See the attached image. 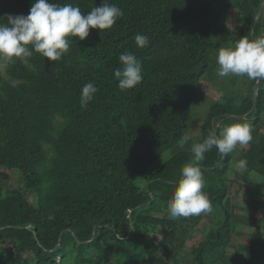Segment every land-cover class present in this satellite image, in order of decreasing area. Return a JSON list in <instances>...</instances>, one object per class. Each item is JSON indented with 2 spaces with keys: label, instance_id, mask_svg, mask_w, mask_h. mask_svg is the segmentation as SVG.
Masks as SVG:
<instances>
[{
  "label": "trees",
  "instance_id": "16d2710c",
  "mask_svg": "<svg viewBox=\"0 0 264 264\" xmlns=\"http://www.w3.org/2000/svg\"><path fill=\"white\" fill-rule=\"evenodd\" d=\"M50 2L87 14L102 0ZM109 2L123 10L122 18L110 29H90L82 41L70 37L60 60L33 52L0 69V167L19 169L15 183L0 172V264H130L160 259L163 251L171 264H264V213L253 217L230 206L233 183L264 198V79L251 80L248 95L230 101L219 95L210 103L194 142L248 122L253 139L240 158L246 168L233 169L232 154L213 147L200 166L214 210L176 219L167 212L194 156L188 134L197 86L211 68V30L235 4L238 14L257 16L253 36L264 37V0ZM32 3L0 0V23L9 14H28ZM136 34L147 35L149 46L138 47ZM125 50L142 62L143 80L122 91L114 70ZM88 82L98 91L82 107ZM180 219L188 225L181 234ZM199 219L209 226L184 263L178 256ZM242 226L252 229L246 246L229 251Z\"/></svg>",
  "mask_w": 264,
  "mask_h": 264
},
{
  "label": "clouds",
  "instance_id": "9594fccd",
  "mask_svg": "<svg viewBox=\"0 0 264 264\" xmlns=\"http://www.w3.org/2000/svg\"><path fill=\"white\" fill-rule=\"evenodd\" d=\"M123 10L109 0L95 6L87 14L78 5L57 4L50 0H33L28 14L7 15V23H0V69H6L13 59L27 60L33 52L48 61L60 60L70 48V37L84 40L90 29L107 30L122 18ZM135 43L140 48L149 46L150 38L136 34ZM31 46V47H30ZM121 68L114 70L120 90L133 89L143 80L142 62L125 50L119 55ZM220 78L247 77L264 79V37H242L234 46L221 47L216 55ZM98 91L94 82L83 85L80 104L87 107ZM253 139L248 122H237L223 128L217 134L209 132L202 142L194 143L193 158L181 170V177L168 202L167 212L172 219L189 218L208 214L212 203L204 191L205 178L200 162L215 147L221 156L232 153L237 146L249 144ZM187 137L181 141L183 144ZM246 160H239L236 169L246 168Z\"/></svg>",
  "mask_w": 264,
  "mask_h": 264
},
{
  "label": "rangeland",
  "instance_id": "374dc122",
  "mask_svg": "<svg viewBox=\"0 0 264 264\" xmlns=\"http://www.w3.org/2000/svg\"><path fill=\"white\" fill-rule=\"evenodd\" d=\"M235 3V2H234ZM235 4H232L230 11L227 15L221 17L217 22L215 28L211 30V37L213 39V48L210 55V70L202 77L200 83L198 84V97L199 99L194 103L193 114L194 122L191 127V131L188 134V141L192 145L197 138L198 133L200 132V123L207 115L209 111V104L215 103L217 97L219 95L224 96L228 101L231 100L233 96L238 94L248 95L250 93L251 80L245 77H225L220 78L216 74V69L218 65L216 63V55L218 50L221 47H229L234 46V39L238 34L251 30L250 36L248 38H254V29H259L256 26L255 21L257 20V16L245 14L244 12L239 10ZM253 19V20H252ZM252 20V21H251ZM258 36V35H257ZM256 37V35H255ZM262 129L261 133H264V118L262 120ZM250 151L249 144L244 146H237V148L231 153L232 159L230 164L233 169H236L235 165L240 160L244 152ZM0 172L9 174L11 176L12 182L15 183V178L19 176V169L10 168V167H0ZM17 176V178H18ZM11 180L9 179L8 182ZM11 183V182H10ZM20 185L18 183L14 185H10L9 189L18 188ZM231 205L234 206L233 210L239 212L240 214L249 215L253 217H260L264 213V198L253 196L246 188L239 187L237 184H232L231 186ZM214 210V208H212ZM181 218V217H180ZM200 223L197 228L192 229V232L188 234L187 243L185 245L184 251L179 254L180 260L184 263H188L191 260V256L189 253L190 248L195 245L199 240L202 239L204 229L206 226H209V222H206L205 219H199ZM178 223L182 224L180 229L182 232L183 229H187L186 225L182 219L178 221ZM206 225V226H205ZM242 234L233 235L231 239V245L229 246V251H232L236 246L239 248H243L246 246L248 241V234L252 230L251 227L242 226L241 227ZM178 229V230H180ZM176 234H178L176 232ZM181 234V233H180ZM191 234V235H190ZM150 236H154L153 234ZM155 238V237H154ZM158 239H161L159 236ZM92 251L91 253H93ZM161 254V258H156L155 256L149 259H142L136 262L135 258H133V262L130 264H171L172 258L165 254L163 251ZM147 258V256H145ZM109 259H107L108 262ZM123 261L119 259V262ZM182 264V263H181Z\"/></svg>",
  "mask_w": 264,
  "mask_h": 264
}]
</instances>
